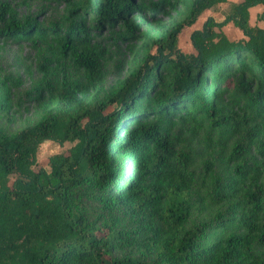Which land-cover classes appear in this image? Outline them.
I'll list each match as a JSON object with an SVG mask.
<instances>
[{
    "label": "trees",
    "instance_id": "16d2710c",
    "mask_svg": "<svg viewBox=\"0 0 264 264\" xmlns=\"http://www.w3.org/2000/svg\"><path fill=\"white\" fill-rule=\"evenodd\" d=\"M223 1L187 0L183 20L152 26L157 53L144 56L116 89L108 91L98 44L86 22L98 30L120 25L125 38L135 37L140 25L129 22L142 9L134 0L74 3L72 10L81 8L83 19L64 30L24 22L10 1L0 0V35L52 33L84 73L83 82L63 73L57 90L51 84L52 71L43 66L41 90L54 107L12 134L0 131V264H264L254 248L258 241L264 243L262 170L237 149L242 164L229 190L236 193L237 184L247 185L242 199L248 212H231L225 218L219 211L212 220L185 228L191 174L186 157L163 126L165 115L193 116L197 110L213 124L224 122L225 115L207 100L209 77L215 81L214 90L224 82L246 89L244 107L256 105L255 118L264 122V28L249 22V8L264 0H240L223 21L209 16L190 34L192 52L178 46L182 28ZM229 21L242 30L243 38L227 37L221 28ZM6 95L0 96V109L8 111ZM142 97L152 103L135 104ZM199 98L205 100L202 109L195 103ZM46 139L74 143L50 156L49 169L35 167L38 147ZM83 190L101 204V222L86 214ZM114 210L156 214L162 220L158 227L147 224L149 236L139 245L140 254L114 255L118 241L132 243L116 228ZM235 220L245 234L229 231ZM214 227L224 233L204 242ZM146 249L157 251L161 259H148Z\"/></svg>",
    "mask_w": 264,
    "mask_h": 264
},
{
    "label": "rangeland",
    "instance_id": "374dc122",
    "mask_svg": "<svg viewBox=\"0 0 264 264\" xmlns=\"http://www.w3.org/2000/svg\"><path fill=\"white\" fill-rule=\"evenodd\" d=\"M8 1L14 5L22 21L30 20L49 29H67L64 26H69L84 16L81 8L72 10L74 3L78 4L84 0ZM134 2L142 9L134 13L129 22L140 25L134 33L135 37L125 38L126 32L120 25H105L98 30L86 22L89 34L98 44L106 72L104 85L108 91L116 89L128 73L140 64L144 56L157 53V47L153 44L152 26L181 21L187 13V0ZM208 16V12H203L194 24L182 28L178 46L183 52L193 51L190 34L195 28L201 27ZM87 17L90 19L89 15ZM221 29L226 34H236V28L232 24H226ZM43 66L52 71L51 84L57 90L61 88L63 73L69 74L78 82L84 81L83 70L76 66L69 53L62 51L52 33L47 37L34 33L19 38L14 35H0V96L3 98L8 94L10 98V109H0V131L12 134L35 123L54 107L47 92L41 90ZM205 84L210 87L207 100L213 101L215 108L225 115L223 120L226 123H211L202 110L195 111L193 116L178 113L171 118L167 115L163 118V126L173 137L176 149L186 157V166L191 174L190 204L185 228L195 223L208 222L219 211L225 213V218L226 214L231 212L237 213V216L248 212L249 206L245 205L242 199L243 190L247 185L237 184L236 193L229 190V185L237 178L238 168L242 164V157L236 155L240 147L247 162L262 170L259 182L264 187V122L255 118V114L259 112L258 107L253 104L244 107L247 90L237 87L235 83L224 82L214 90L215 81L209 77ZM150 99L142 97L135 104H151ZM195 103L202 109L205 100L199 98ZM115 107L114 105L110 109ZM152 108L157 107L152 104ZM262 115L264 116V111ZM232 119L237 121L235 126L231 122ZM73 144L71 141L61 145L50 139L44 140L38 147L35 167L44 166L49 169L50 156L67 151ZM174 183L176 186L180 185L179 181ZM80 199L88 217L101 222L104 218L100 217L103 210L101 204L91 197V192L83 190ZM113 215L116 218L115 226L123 239L132 240L129 245L120 244L119 241L116 243L113 253L118 257L140 254L139 245L149 236L147 224L151 223L156 227L162 225V220L156 214L135 216L126 210H114ZM237 226L236 220L231 221L229 231L239 235L246 233V230ZM214 229H211L209 239L204 242L224 233L221 229ZM254 248L264 258V243L258 241ZM145 254L148 259H161L157 251L146 249Z\"/></svg>",
    "mask_w": 264,
    "mask_h": 264
},
{
    "label": "crops",
    "instance_id": "0c3cea01",
    "mask_svg": "<svg viewBox=\"0 0 264 264\" xmlns=\"http://www.w3.org/2000/svg\"><path fill=\"white\" fill-rule=\"evenodd\" d=\"M239 1L240 0H226V1H223V2H219L216 5H214L213 7L205 9L203 12H205V13L208 12L209 16H212L216 21H223L226 18V16L233 11L234 6ZM263 11H264V4L263 3H260V4H257V5H254V6L250 7L249 8V22L252 25H257V26H260V27L264 28V19L260 18V15L262 14ZM202 13L200 15H202ZM217 15H221V16H217ZM226 24H232L236 28L235 36L230 35L229 33L226 34L223 31L227 35V37L229 39L238 40V39H241V38L244 37V34H243L242 30L240 28H238L233 21H229ZM225 25H223L222 28ZM201 27H198V28H201ZM195 29H197V28H195Z\"/></svg>",
    "mask_w": 264,
    "mask_h": 264
}]
</instances>
